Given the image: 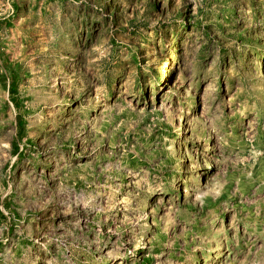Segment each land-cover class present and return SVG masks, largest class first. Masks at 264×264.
Returning <instances> with one entry per match:
<instances>
[{"label": "rangeland", "instance_id": "374dc122", "mask_svg": "<svg viewBox=\"0 0 264 264\" xmlns=\"http://www.w3.org/2000/svg\"><path fill=\"white\" fill-rule=\"evenodd\" d=\"M0 264H264V0H0Z\"/></svg>", "mask_w": 264, "mask_h": 264}]
</instances>
